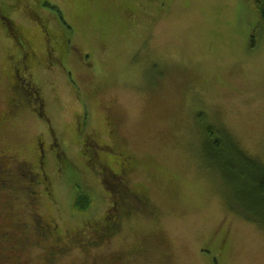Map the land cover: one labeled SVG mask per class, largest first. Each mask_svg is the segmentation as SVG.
Returning <instances> with one entry per match:
<instances>
[{
	"label": "rangeland",
	"instance_id": "rangeland-1",
	"mask_svg": "<svg viewBox=\"0 0 264 264\" xmlns=\"http://www.w3.org/2000/svg\"><path fill=\"white\" fill-rule=\"evenodd\" d=\"M16 1L7 0L4 13L37 51L38 83L28 97L41 107L34 113L35 103L22 111L6 104L18 58L0 19V147L35 165L47 131L81 167L79 174L67 169L44 207L64 239L87 238L89 221H102L116 185L88 162L87 138L102 141L112 129L114 145L137 159L128 179L146 197L101 247L73 246L57 264H264V222L247 217L209 162L203 129L225 125L239 142L235 151L264 169V28L253 49L251 34L261 24L253 0ZM110 156L118 168L123 158ZM54 158L50 153V164ZM80 190L90 202L77 211ZM0 207L8 219L29 217L17 203Z\"/></svg>",
	"mask_w": 264,
	"mask_h": 264
},
{
	"label": "flooded vegetation",
	"instance_id": "flooded-vegetation-1",
	"mask_svg": "<svg viewBox=\"0 0 264 264\" xmlns=\"http://www.w3.org/2000/svg\"><path fill=\"white\" fill-rule=\"evenodd\" d=\"M6 3L7 0L0 2L1 20L8 17V14L2 13L4 10H8ZM1 25L5 31L4 33L7 34V38L10 39L11 48H15L14 57L18 58V64L10 73L12 83L9 91L11 93L8 94L6 104L11 106L12 111H22L23 104L35 103L33 107H29L35 113L39 110L41 104L36 102V97L29 99L28 96L31 93L35 94L36 84L38 83L37 51L27 42V39H20L15 35L16 33H12L10 37L8 28L3 24V21ZM47 34L45 33L46 36ZM14 37L19 39L16 45L13 42ZM49 46H46L44 53L46 55V68L49 67L48 57L50 58L52 55ZM18 51L21 52V57H19L20 53ZM33 65H35V69ZM24 78H31L30 84L25 83ZM109 125H111V122H109ZM76 130L78 131V129ZM43 134L46 139L43 142H37V155L36 148L33 151L37 157L35 165L29 163L26 159L24 161L17 159L16 154L6 152L4 148L0 147V202L5 205V209L17 203L25 212H28V218H30L8 219L4 216V211L0 207V247L10 251H0V256L4 257L6 264H57V260L68 253L73 246H81L83 249L89 246L99 248L106 238L117 233L122 215L129 214L133 210L134 201H138V203L146 202L144 194L134 192L128 179V173L138 163L134 155L115 146L112 141L105 142L97 138L95 140L87 138L86 143H83L85 145L83 150L88 162L93 166L95 165L94 167L101 172L102 178L112 177L116 185L113 188L109 187L111 190L109 192L111 206L107 213L103 215L102 221H89L91 232L86 235L87 238L82 241L80 236L68 234L64 239L58 229V223H53L47 217L44 207L47 206L45 205L47 203L46 199L51 198L56 192L57 180L65 179L68 176L67 167L74 165L78 174L81 167L66 159L67 156L60 148L62 143L57 136L51 137V134H48L47 131ZM112 134L109 132L107 135L114 139ZM113 151L120 155V158H123L116 160L118 168L113 166V160L110 156L113 155ZM52 152L55 154L54 161H56V164H50L48 161L49 154ZM52 157L54 156H51L50 162ZM20 161L22 164L19 163ZM24 166H27L25 170L29 174V179L24 174ZM51 167L54 172H52ZM112 167L118 172L111 171ZM107 171L108 173H106ZM54 179H56V183L53 182ZM117 185H119V188L114 189ZM81 187L82 185H80ZM41 195L44 198L40 197ZM112 225L118 227L114 233L109 232ZM85 230L89 231V228H85ZM36 253H39V255ZM27 255L30 256L29 259L24 257ZM31 256L37 259L36 262L32 263Z\"/></svg>",
	"mask_w": 264,
	"mask_h": 264
},
{
	"label": "trees",
	"instance_id": "trees-1",
	"mask_svg": "<svg viewBox=\"0 0 264 264\" xmlns=\"http://www.w3.org/2000/svg\"><path fill=\"white\" fill-rule=\"evenodd\" d=\"M16 2H20V0ZM253 3L261 20L260 27L257 26L253 29L251 34V47L254 49L258 44L259 32H261V28H264V0H253ZM43 5L44 7H49L51 10H55L58 17L63 19V15L58 8L49 3H43ZM22 8V11L28 10L30 12L28 6L26 8L22 6ZM2 13L6 14L4 12ZM2 21L8 28L10 35L14 31H17L14 26V21L11 18L4 17ZM16 40L19 41L17 38ZM205 117V113H199V120L201 122L204 123L202 120ZM203 129L207 136L205 139V145L207 144V146L204 149L209 162L215 165L218 171L228 181L233 195L242 205L244 211L248 213L247 217L260 223L264 222V169L258 166L250 156H245L235 151L236 146L234 142L237 141L235 140L234 134L225 125L215 126L207 124ZM248 164L251 166L245 167ZM89 202L90 200L87 194L80 190L73 204L74 209L79 211L83 207H87ZM117 228V225H112L110 226L109 230L111 231L109 232L114 233Z\"/></svg>",
	"mask_w": 264,
	"mask_h": 264
},
{
	"label": "bare ground",
	"instance_id": "bare-ground-1",
	"mask_svg": "<svg viewBox=\"0 0 264 264\" xmlns=\"http://www.w3.org/2000/svg\"><path fill=\"white\" fill-rule=\"evenodd\" d=\"M202 113H205V112H202ZM206 114V113H205ZM112 130V129H111ZM111 133H113V131H111ZM112 135H114V134H112ZM107 134H106V136H105V139H104V141L105 142H110V141H112L113 140V138L112 137H109V139H106L107 138ZM111 139V140H110ZM83 146H85V145H81V147L83 148ZM67 169H74V165H69L68 167H67ZM76 186L78 187V188H80V185H79V182L78 181H76Z\"/></svg>",
	"mask_w": 264,
	"mask_h": 264
}]
</instances>
